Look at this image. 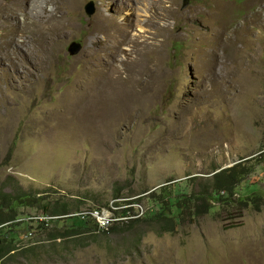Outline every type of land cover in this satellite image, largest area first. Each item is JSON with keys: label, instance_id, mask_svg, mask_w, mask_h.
<instances>
[{"label": "rangeland", "instance_id": "rangeland-1", "mask_svg": "<svg viewBox=\"0 0 264 264\" xmlns=\"http://www.w3.org/2000/svg\"><path fill=\"white\" fill-rule=\"evenodd\" d=\"M26 1L18 22L29 15L32 24L0 31V201L27 200L14 214L30 227L0 228L16 249L0 263L264 264V0H76L70 10L68 0H47L58 18L41 20ZM99 15L140 36L130 57L143 53L144 68L120 65L118 95L107 99L144 100L96 131L64 133L65 109L81 107L86 83L113 60L94 44L107 26ZM149 16H164V36ZM74 44L81 51L72 56ZM245 160L252 170L240 187L256 192L212 199L213 175ZM162 188L197 196L174 229L152 219ZM205 189L208 204L198 197ZM116 203H130L139 221L112 230L128 208ZM63 209L98 211L109 227L68 236L57 218L41 221Z\"/></svg>", "mask_w": 264, "mask_h": 264}, {"label": "bare ground", "instance_id": "bare-ground-1", "mask_svg": "<svg viewBox=\"0 0 264 264\" xmlns=\"http://www.w3.org/2000/svg\"><path fill=\"white\" fill-rule=\"evenodd\" d=\"M46 4L47 0H34L33 14L37 20H41L42 18L46 17L53 19L57 17V13L53 10L50 11V13L47 15V9L45 6ZM76 5V0H68L67 6H71L68 10L74 9ZM26 6V0H10L9 3H4V0H0V31L7 27H14L15 35L23 33V31L32 24V21L27 19L30 18L29 15L23 17V20H20L18 22V15H23V10ZM152 19L156 20L157 22L156 30L158 31L159 36H164V34L167 33L166 26L158 25L159 21L165 20L164 16L158 18H152L149 16L145 18L144 22L148 24L149 22H152ZM9 21H13V24L10 25L8 23ZM96 21V24L98 25L107 23V26H103L101 28L100 26H98L99 31H97V33L95 32V34H100L102 37L100 38L101 41L98 40L99 38L97 39L96 37L94 40V44L98 45L101 48V52H103V55H112L113 60H111L109 68L103 71V73H100L97 78H92L93 80H90L86 83L84 103L81 105V107L75 106L69 109H65V113L61 115L57 127L60 131L64 133L68 132V128L78 126H87L88 128L96 131L98 129L96 125L106 124L108 121H110L109 119L114 116L121 117L124 111L128 109V107L134 105L135 103H140L144 100V98L140 99L133 97L125 98L123 100L107 99V96L118 95V86L122 83L121 75L123 73V69L120 65H128L131 68H144V64H142L140 60V55H143V53L138 55L135 54V56L133 57H130L129 55L132 52L131 50L136 48L140 43L138 41L140 36L135 34L133 35L130 33L132 29H130L129 27H126L125 29V27L120 26V24H118L117 22L105 20L101 15L97 16ZM163 42L164 41H159L157 47H160ZM126 48H128L129 50H127ZM121 53H124L126 56L123 60L116 61L114 57ZM94 80H97L99 83L97 84ZM103 104H107L110 107L106 108V106ZM111 108L114 110L112 111V113L109 114L108 112H110L109 109ZM56 131L57 129H49L47 131V136L55 135ZM75 135H79V133L76 132Z\"/></svg>", "mask_w": 264, "mask_h": 264}, {"label": "trees", "instance_id": "trees-1", "mask_svg": "<svg viewBox=\"0 0 264 264\" xmlns=\"http://www.w3.org/2000/svg\"><path fill=\"white\" fill-rule=\"evenodd\" d=\"M250 160L242 161L238 164H236L234 167L228 168L227 170L222 171L221 173H216L212 177L213 185H212V192L209 195L212 199L221 201L223 200V195L221 193L227 192L229 197H232L233 194H237L239 197L242 198H249L251 197L255 192L256 189L253 187L248 188H241V184L246 179V177L251 173L252 167L248 166L247 163H250ZM168 188V187H167ZM162 188L160 195V200L158 201L159 205V211L157 214H153L152 219H155V221H159L161 219L167 220L170 223L171 229H174L176 222H179L187 212L190 213L189 207L192 201H194V198L197 199V196L187 197L185 195H174L169 189ZM207 189L203 190L201 194L198 195L201 198H203L206 202L207 199ZM27 198V197H26ZM258 197H253V201H257ZM116 199H119V196L116 197ZM27 200L22 199H15L12 201L9 197L3 196L2 201H0V228H3L4 226L8 225L11 227V229H14L16 227L27 225L28 228L30 225L26 222L17 223L16 215L14 212L17 211V208L20 207L21 204H25ZM243 202V201H242ZM208 204V202H206ZM130 203L121 204L116 203L115 208L121 209L125 206L128 207L127 209H124L121 211L119 215V220H117L119 224L114 225V228L112 230H115L116 227H119L120 221L131 223H136L139 220H131L133 210L129 208ZM206 205V204H205ZM124 206V207H123ZM203 206V210H207V206ZM211 207V206H210ZM5 211H9L10 213H6L4 216ZM13 212V213H12ZM67 209H63L60 213H57V216H52L53 218H57V228L59 230H66V234L68 236H76V235H82L84 232L90 231L94 232L96 230H99V225L96 222V220L92 217H77L72 216L70 217L69 214H67ZM200 215V214H198ZM150 217V216H149ZM49 218V217H48ZM52 218V219H53ZM149 219V218H148ZM53 221V220H51ZM47 223V222H46ZM43 223V224H46ZM178 224V223H177ZM14 231V230H13ZM10 231L9 233L13 232ZM30 231H33L32 229ZM18 231H15L13 233H16ZM9 235V234H7ZM8 236L0 235V242L3 244L2 247H0V256H4L7 259L16 253V249L14 246L13 241L7 240ZM12 240L16 241L17 236H11ZM1 264V263H0Z\"/></svg>", "mask_w": 264, "mask_h": 264}, {"label": "built area", "instance_id": "built-area-1", "mask_svg": "<svg viewBox=\"0 0 264 264\" xmlns=\"http://www.w3.org/2000/svg\"><path fill=\"white\" fill-rule=\"evenodd\" d=\"M92 218H94L96 220V222L99 225V229L102 230H107L109 227V221L106 220V217L100 213V212H93L92 214H90ZM78 217H82V218H86V215H78ZM44 219H42L41 221H43Z\"/></svg>", "mask_w": 264, "mask_h": 264}, {"label": "water", "instance_id": "water-1", "mask_svg": "<svg viewBox=\"0 0 264 264\" xmlns=\"http://www.w3.org/2000/svg\"><path fill=\"white\" fill-rule=\"evenodd\" d=\"M94 8L93 4L90 2L85 7V12L87 16H91L93 14ZM81 51V46L74 44L71 49H69V52L72 56L78 55Z\"/></svg>", "mask_w": 264, "mask_h": 264}, {"label": "clouds", "instance_id": "clouds-1", "mask_svg": "<svg viewBox=\"0 0 264 264\" xmlns=\"http://www.w3.org/2000/svg\"><path fill=\"white\" fill-rule=\"evenodd\" d=\"M77 217H78V215H76ZM55 218H46V219H44L43 221H51V220H54Z\"/></svg>", "mask_w": 264, "mask_h": 264}]
</instances>
